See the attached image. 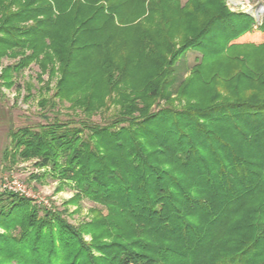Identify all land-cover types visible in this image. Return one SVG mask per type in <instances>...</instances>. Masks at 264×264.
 Segmentation results:
<instances>
[{
  "label": "trees",
  "instance_id": "1",
  "mask_svg": "<svg viewBox=\"0 0 264 264\" xmlns=\"http://www.w3.org/2000/svg\"><path fill=\"white\" fill-rule=\"evenodd\" d=\"M187 50L200 58L175 83ZM19 54L6 86L33 61L60 76L46 122L11 130L4 159L38 157L69 202L99 207L74 225L0 193V264H264V12L256 24L226 0H0V58ZM59 101L84 116L45 113Z\"/></svg>",
  "mask_w": 264,
  "mask_h": 264
},
{
  "label": "rangeland",
  "instance_id": "2",
  "mask_svg": "<svg viewBox=\"0 0 264 264\" xmlns=\"http://www.w3.org/2000/svg\"><path fill=\"white\" fill-rule=\"evenodd\" d=\"M185 1L180 0L181 3ZM226 3L231 10L246 11L254 17L256 24L261 23L264 0H226ZM200 55L198 51L187 50L175 62V83L187 76L190 68L198 62ZM20 56L19 54L0 58V75L5 67L18 62ZM10 74L13 81L10 86H6L5 79L0 78V176L23 182L36 196V198L27 197L34 205L50 210H61L63 217L68 222L79 225L90 219V209L99 207L98 204L87 198L81 199L77 204L69 202L75 190L70 184L60 185L59 180L52 175L50 167L37 166L38 157L21 159L16 156L13 161L3 157L5 149L11 147V130L26 125L36 127L39 123L46 122L39 115L44 109L40 106V101L52 96L60 74L55 72V74L49 75L47 72H42L36 61L31 62L20 71L11 70ZM159 103L163 104V99ZM69 105V102L59 101L54 110L56 112L51 113V110L48 109L45 113L51 117L52 114L57 113L60 119H67L70 116L77 119L84 116L79 106L71 108ZM118 107L119 102L114 101L109 104L107 109H97L90 113L91 119L103 124L117 113ZM0 193L2 192L0 191ZM40 214H42L41 210ZM0 232H4V230L0 228ZM85 239L89 240V235H85Z\"/></svg>",
  "mask_w": 264,
  "mask_h": 264
},
{
  "label": "built area",
  "instance_id": "3",
  "mask_svg": "<svg viewBox=\"0 0 264 264\" xmlns=\"http://www.w3.org/2000/svg\"><path fill=\"white\" fill-rule=\"evenodd\" d=\"M0 191L13 192L25 197L36 198V196L29 191L28 187L23 182H18L15 179H7L1 176H0Z\"/></svg>",
  "mask_w": 264,
  "mask_h": 264
},
{
  "label": "bare ground",
  "instance_id": "4",
  "mask_svg": "<svg viewBox=\"0 0 264 264\" xmlns=\"http://www.w3.org/2000/svg\"><path fill=\"white\" fill-rule=\"evenodd\" d=\"M235 1H237V0H235ZM239 1V0H238Z\"/></svg>",
  "mask_w": 264,
  "mask_h": 264
}]
</instances>
